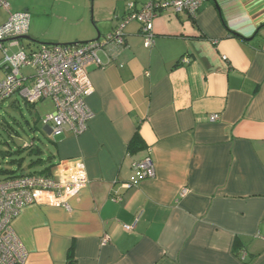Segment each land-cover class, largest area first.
<instances>
[{
    "label": "crops",
    "instance_id": "crops-1",
    "mask_svg": "<svg viewBox=\"0 0 264 264\" xmlns=\"http://www.w3.org/2000/svg\"><path fill=\"white\" fill-rule=\"evenodd\" d=\"M10 1L0 26L10 13L26 12L27 36L44 45L94 40L87 6L71 4L82 0L52 1V21L48 12L29 13L26 0ZM129 1L139 8L149 0H113L107 25L93 22L101 37ZM152 31L146 48L139 24L129 23L120 53L100 54L103 68L85 67L93 117L82 135L53 137L42 123L50 163L32 164L48 156L41 142L24 143L17 154L26 152L15 175L50 164V174L64 179L81 163L88 180L68 208L28 206L12 222L27 264H264V0H206L195 17L158 14ZM146 157L150 179L132 169Z\"/></svg>",
    "mask_w": 264,
    "mask_h": 264
},
{
    "label": "built area",
    "instance_id": "built-area-1",
    "mask_svg": "<svg viewBox=\"0 0 264 264\" xmlns=\"http://www.w3.org/2000/svg\"><path fill=\"white\" fill-rule=\"evenodd\" d=\"M206 0H149L136 8L133 1L127 3L126 12L119 19L116 29L98 41L80 45H41L36 50H25L19 37L27 36L30 16L26 12L10 13L0 26V69L5 77L0 81V105L12 96L21 97L28 105L50 100L53 112L45 117L43 124L51 126L53 137L65 132L74 136L87 130L93 114L86 105V99L93 92L85 67L95 65L103 68L100 54L115 57L125 44L124 28L131 22L140 26L143 45H153V20L160 13L187 14L195 17ZM0 6L8 10L6 0ZM8 42L7 47L3 43ZM18 51L12 52L11 47ZM11 51V52H10ZM28 68L31 74L24 75L21 70ZM210 121L218 120L211 116ZM132 169L143 178H153L155 170L149 157L136 162ZM88 180L84 176L81 163H75L73 172L67 178L57 174L49 176H22L0 180V264H27L28 252L13 230L12 222L28 206L47 205L68 208L67 200L85 188ZM129 185L124 186L128 188ZM121 201L119 196L111 199ZM132 230L133 226H124ZM108 242L103 237L102 244ZM243 259L245 252H239Z\"/></svg>",
    "mask_w": 264,
    "mask_h": 264
},
{
    "label": "rangeland",
    "instance_id": "rangeland-1",
    "mask_svg": "<svg viewBox=\"0 0 264 264\" xmlns=\"http://www.w3.org/2000/svg\"><path fill=\"white\" fill-rule=\"evenodd\" d=\"M9 5H11L10 0H6ZM28 2V11L33 14V12H48L49 19L52 21L54 14H50L52 8V1L56 0H26ZM113 0H82L79 2H72L73 5H79L80 7L88 8L87 21L88 26L93 31V38L95 40L97 36V32L100 35H104L101 33V30L96 29L93 22L95 20L103 19L104 25H107V18L109 16V6L111 5ZM109 7V8H108ZM57 9V7H54ZM1 12H3V8L0 6V16ZM52 16V17H51ZM114 18V16H113ZM49 19L42 18L38 24H40V29H45L49 25ZM102 22V23H103ZM111 21L109 19L108 24ZM33 28V20L30 18L29 21V29L28 34L31 33ZM98 30V31H97ZM30 37V36H29ZM36 43H30L28 41H20V45L25 48L27 51L28 48L37 49L38 45L44 44V42L34 39ZM85 38V37H83ZM30 43V45H28ZM18 51V49L14 48L12 52ZM11 52V51H10ZM2 59V53L0 52V62ZM22 73L30 72L29 69H22ZM0 79H2V71L0 70ZM12 102H16L15 107H12L10 104ZM53 112V104L50 100L42 101L37 103L34 106H26L24 101L18 97H11L5 103L0 106V180L6 178L9 175L2 173L3 170L9 169L14 170V164H10V161L17 160L20 158L15 152L19 150L24 143L34 142L35 145H39V147L43 150V156L50 155L49 153H53V146L51 141H49L47 137V133H45L43 129V120L45 117ZM23 156L26 155V152L21 154ZM44 159V157H42ZM28 162V158L26 159ZM25 162V164H26ZM53 164L55 161L52 162ZM42 168V167H41ZM40 167H36L35 169L30 170V172L40 171ZM28 170V169H26ZM25 170V171H26Z\"/></svg>",
    "mask_w": 264,
    "mask_h": 264
},
{
    "label": "trees",
    "instance_id": "trees-1",
    "mask_svg": "<svg viewBox=\"0 0 264 264\" xmlns=\"http://www.w3.org/2000/svg\"><path fill=\"white\" fill-rule=\"evenodd\" d=\"M126 7H127V5H126ZM126 12V11H125ZM117 25H118V23H117ZM117 27V26H116ZM116 27H115V29H116ZM236 37H238V38H240L241 39V37L240 36H238V35H235ZM124 38H125V36H124ZM31 43V42H30ZM30 43L28 44V45H30ZM41 47V45H38V48H40ZM37 48V49H38ZM29 50H36V49H32V48H28ZM2 105V104H1ZM0 105V106H1ZM28 105V104H27ZM36 105V104H35ZM28 106H34V105H28ZM137 141H138V136H137V133H135V135H134V137H133V139L131 140V144L132 145H135V144H137ZM22 150L23 149H19V150H17L16 152H15V154H19L20 152H22ZM35 150H40L39 149V147L38 146H36V149H32V150H30V152L28 153V154H30L31 152H34ZM36 155V154H35ZM23 159H24V156H20V158H18L17 160H12V161H10V164H17V166H18V168H21V163L23 162ZM50 159H51V156L50 155H48V156H46L44 159L42 158V157H36V159H34V160H32V164H36V163H47V162H49L50 161ZM50 163V162H49ZM53 166L52 165H48V166H46V168L43 170V171H41L39 174H27V175H24V174H18V175H15L16 174V171H14V170H9V169H6V170H3L2 171V173H4V174H6V175H9V176H7L6 178H4V179H2V180H5V179H11V178H16V177H22V176H33V175H39V176H49L50 175V170H51V168H52Z\"/></svg>",
    "mask_w": 264,
    "mask_h": 264
},
{
    "label": "water",
    "instance_id": "water-1",
    "mask_svg": "<svg viewBox=\"0 0 264 264\" xmlns=\"http://www.w3.org/2000/svg\"><path fill=\"white\" fill-rule=\"evenodd\" d=\"M101 38V35L99 34V32H97V36L95 38V40L93 41H98L99 39ZM16 40L18 41H28V42H31V43H36L34 40H32L29 36H23V37H19L17 38ZM246 42H249L251 41L252 39L251 38H248V39H244ZM91 41V42H93ZM82 43H74V44H65V45H80ZM40 45H44V44H40ZM49 45H52V44H49Z\"/></svg>",
    "mask_w": 264,
    "mask_h": 264
}]
</instances>
